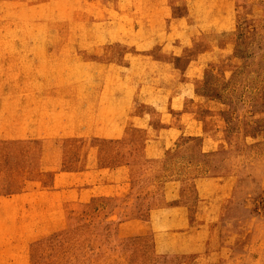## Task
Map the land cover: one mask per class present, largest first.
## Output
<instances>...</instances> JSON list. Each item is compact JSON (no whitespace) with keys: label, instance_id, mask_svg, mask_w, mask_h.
Wrapping results in <instances>:
<instances>
[{"label":"rangeland","instance_id":"rangeland-1","mask_svg":"<svg viewBox=\"0 0 264 264\" xmlns=\"http://www.w3.org/2000/svg\"><path fill=\"white\" fill-rule=\"evenodd\" d=\"M0 264H264V0H0Z\"/></svg>","mask_w":264,"mask_h":264},{"label":"crops","instance_id":"crops-1","mask_svg":"<svg viewBox=\"0 0 264 264\" xmlns=\"http://www.w3.org/2000/svg\"><path fill=\"white\" fill-rule=\"evenodd\" d=\"M7 1H9L10 2V0H7ZM81 1H83V0H81ZM91 0H87V2H90ZM101 5H103L102 3H101ZM83 6H84V4L83 3H80V5L79 6H76V7H74V9L76 10V9H82L83 8ZM78 11V15H80V16H85V14H84V12L83 11H80V10H77ZM80 11V12H79ZM78 43V42H77ZM74 43V50L77 52V54H79V44L80 43ZM95 46V45H94ZM94 46H93V48H94ZM46 47V46H45ZM16 48H18V47H14L13 49H16ZM53 48H62V45H59V46H53ZM55 76H49V78L50 79H53ZM22 79H24V80H29V79H27V78H25V74H22Z\"/></svg>","mask_w":264,"mask_h":264}]
</instances>
